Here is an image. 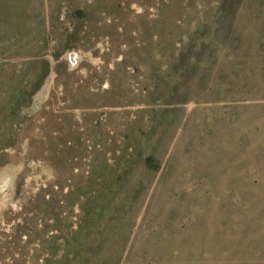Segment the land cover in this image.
<instances>
[{
  "label": "rangeland",
  "instance_id": "obj_1",
  "mask_svg": "<svg viewBox=\"0 0 264 264\" xmlns=\"http://www.w3.org/2000/svg\"><path fill=\"white\" fill-rule=\"evenodd\" d=\"M0 264H264V0H0Z\"/></svg>",
  "mask_w": 264,
  "mask_h": 264
},
{
  "label": "trees",
  "instance_id": "obj_2",
  "mask_svg": "<svg viewBox=\"0 0 264 264\" xmlns=\"http://www.w3.org/2000/svg\"><path fill=\"white\" fill-rule=\"evenodd\" d=\"M147 160H148V162H149L150 164H152V162H151V157H147Z\"/></svg>",
  "mask_w": 264,
  "mask_h": 264
},
{
  "label": "bare ground",
  "instance_id": "obj_3",
  "mask_svg": "<svg viewBox=\"0 0 264 264\" xmlns=\"http://www.w3.org/2000/svg\"><path fill=\"white\" fill-rule=\"evenodd\" d=\"M73 57H74V55H73ZM74 59H75V57H74Z\"/></svg>",
  "mask_w": 264,
  "mask_h": 264
}]
</instances>
